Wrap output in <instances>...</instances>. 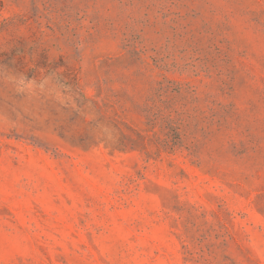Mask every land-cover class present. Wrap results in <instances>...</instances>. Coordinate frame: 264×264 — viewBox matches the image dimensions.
Returning <instances> with one entry per match:
<instances>
[{
  "label": "rangeland",
  "instance_id": "obj_1",
  "mask_svg": "<svg viewBox=\"0 0 264 264\" xmlns=\"http://www.w3.org/2000/svg\"><path fill=\"white\" fill-rule=\"evenodd\" d=\"M0 264H264V0H0Z\"/></svg>",
  "mask_w": 264,
  "mask_h": 264
}]
</instances>
